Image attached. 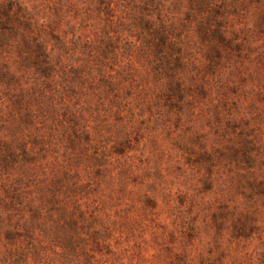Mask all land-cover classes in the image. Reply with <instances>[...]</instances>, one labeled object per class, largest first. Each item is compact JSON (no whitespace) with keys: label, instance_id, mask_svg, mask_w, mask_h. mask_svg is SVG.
Instances as JSON below:
<instances>
[{"label":"rangeland","instance_id":"1","mask_svg":"<svg viewBox=\"0 0 264 264\" xmlns=\"http://www.w3.org/2000/svg\"><path fill=\"white\" fill-rule=\"evenodd\" d=\"M9 2L26 10L54 69L44 78L24 63L40 56L17 48L23 32L0 60L19 78L0 82V264H25L6 247L5 181L22 204L45 200L52 234L63 207L85 211L80 264H264V0L223 12L226 42L214 58L199 17L166 13L197 62L179 98L140 57L139 14L126 2L0 0V8ZM51 188L60 208L49 204ZM53 244L41 263H27L62 262Z\"/></svg>","mask_w":264,"mask_h":264},{"label":"trees","instance_id":"2","mask_svg":"<svg viewBox=\"0 0 264 264\" xmlns=\"http://www.w3.org/2000/svg\"><path fill=\"white\" fill-rule=\"evenodd\" d=\"M126 2L130 11H138V19H136L135 31L141 36H137L139 42V48L141 50L140 57H149L153 63V69L156 74V81L161 82L166 80L167 91L175 97H180L184 94L185 87L183 86V75L190 67H194L197 62L192 59L188 47L191 45L184 39V35L176 24L170 22L167 19L166 13L169 15H175V12L186 9L185 15L188 19H195L199 17V24L197 32L205 37L202 41L209 42L210 55L218 54L219 43L225 44L226 42V30L223 26L224 15L223 12L233 8L237 0H122ZM13 2H9L5 7L0 8V60L4 61V56L8 50L13 47L10 41L15 39L16 35L23 32L21 44H17V48L20 51H24L26 54L32 52L31 49L36 48L39 51V58L34 60V57L26 58L25 62L28 65H35V69L44 78H50L54 65L51 64L50 54L47 53L46 48L40 42L32 38L36 36L26 10L24 8H15ZM236 7V5H235ZM208 16L212 19L210 23H204L208 20ZM172 21V20H171ZM217 39V40H216ZM111 47V46H110ZM108 46L101 49V52L107 51ZM100 49V47H99ZM8 63V61H5ZM4 64L0 69V82L10 83L13 80L17 82L18 76H14L9 72V67ZM162 65V66H161ZM164 65V66H163ZM213 61H210V67H212ZM26 67V66H25ZM26 69V68H25ZM166 77H163V76ZM19 83V81L17 82ZM21 95L27 93L25 89L21 88ZM44 98V97H43ZM17 104V103H15ZM41 109L42 102H37ZM30 121V120H29ZM45 143L44 140L40 144ZM24 145V144H23ZM25 151L29 149L24 145ZM30 151H33L32 149ZM4 152L10 153L14 162L18 161V154L14 151L10 145ZM30 155V154H29ZM17 163V162H16ZM17 181V180H16ZM8 190H5L8 202H5L7 210V216L10 221V226L5 232L6 247L9 248V257L13 256L18 260L23 259L25 264H28V258L41 263L45 257L47 247L51 246L52 235L56 245L53 244L54 249H61V252L56 255L59 256L62 262L58 264H80L79 260L83 257L86 251V247L79 246L80 241H84L85 233L82 232L90 224H86L85 211H83L79 205L74 207L73 210H69L67 206L61 209L60 215L64 218L62 223L58 225V233L54 232L47 227V217L52 222V214L45 212V200L22 204L21 191L11 188V184L7 185ZM20 183V182H18ZM19 185V184H18ZM49 191V190H48ZM49 204H57L56 193L50 190ZM39 199H42L41 197ZM21 200V201H20ZM45 207V208H44ZM90 221H96V218ZM93 223V222H92ZM13 227V228H12ZM12 228V230H11ZM57 228V227H56ZM92 236L97 235L95 243L98 248H105L110 251L109 254L115 255L111 249V245H108L99 231L94 228H90ZM40 231V234L38 233ZM38 233V234H37ZM44 238L40 239L38 238ZM46 239V240H45ZM17 241L20 246L12 248L11 243ZM103 242V244H101ZM106 242V243H105ZM100 243V244H99ZM16 244V243H14ZM184 258V257H182ZM26 259V260H24ZM177 264H185V260L180 261Z\"/></svg>","mask_w":264,"mask_h":264}]
</instances>
